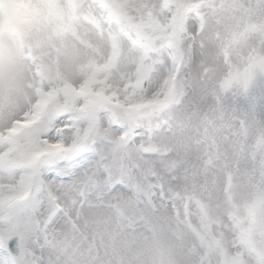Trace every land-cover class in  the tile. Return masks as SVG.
I'll list each match as a JSON object with an SVG mask.
<instances>
[{"label":"snow or ice","instance_id":"6c2138e0","mask_svg":"<svg viewBox=\"0 0 264 264\" xmlns=\"http://www.w3.org/2000/svg\"><path fill=\"white\" fill-rule=\"evenodd\" d=\"M0 264H264V0H0Z\"/></svg>","mask_w":264,"mask_h":264},{"label":"rangeland","instance_id":"374dc122","mask_svg":"<svg viewBox=\"0 0 264 264\" xmlns=\"http://www.w3.org/2000/svg\"><path fill=\"white\" fill-rule=\"evenodd\" d=\"M4 35L2 30H0V50H2L3 46H4Z\"/></svg>","mask_w":264,"mask_h":264}]
</instances>
